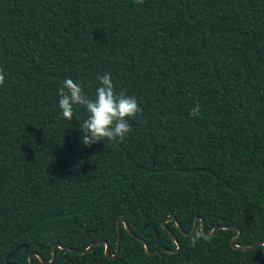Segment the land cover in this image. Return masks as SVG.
I'll return each mask as SVG.
<instances>
[{
    "label": "trees",
    "instance_id": "obj_1",
    "mask_svg": "<svg viewBox=\"0 0 264 264\" xmlns=\"http://www.w3.org/2000/svg\"><path fill=\"white\" fill-rule=\"evenodd\" d=\"M0 264H264V0H0ZM142 112L122 142H81L66 78L99 75ZM200 105V115H190ZM199 232L195 246L191 241ZM247 257L245 258V256ZM253 259V260H252ZM31 264H43L32 256Z\"/></svg>",
    "mask_w": 264,
    "mask_h": 264
},
{
    "label": "clouds",
    "instance_id": "obj_2",
    "mask_svg": "<svg viewBox=\"0 0 264 264\" xmlns=\"http://www.w3.org/2000/svg\"><path fill=\"white\" fill-rule=\"evenodd\" d=\"M135 3L142 5L144 0H135ZM97 78L100 86L96 88L95 98L86 95L82 85L71 78H66L58 89V107L65 121L73 117L79 121L77 108H83L87 113L83 123L79 124L81 142L86 146L104 140L122 142L132 131L129 119L142 112L135 96H128L123 90L116 91L111 73L106 72ZM4 85L5 75L3 69H0V87ZM190 115H200L199 104L191 109ZM200 238L201 234L197 232L192 238V245L195 246Z\"/></svg>",
    "mask_w": 264,
    "mask_h": 264
},
{
    "label": "water",
    "instance_id": "obj_3",
    "mask_svg": "<svg viewBox=\"0 0 264 264\" xmlns=\"http://www.w3.org/2000/svg\"><path fill=\"white\" fill-rule=\"evenodd\" d=\"M168 220H174L175 226L177 227V229L183 235H190V234L193 233V231H194V229L196 227V221L197 220H200V223H199V231L203 235H206V236L211 235L216 229H219V228H233V229L236 230L237 233H236L235 236L231 237L230 240H229V243H230V245H231L232 248H236V249H239V250H246V249L252 248L255 244H261L262 247H263V253H264V241H260L259 240V241H256V242L250 244V245H242V246L235 244V240L237 239V237L239 235V230L236 227H234V226L218 225V226L213 227L210 231L205 232L204 231V228H203L202 220L199 217L195 216L194 219H193V222H192V226H191L190 231L184 232L180 228L179 223L175 220V217L172 216V215L171 216H167L164 220L161 221V227L164 230H166L172 236L173 242L175 244V248L174 249L160 248V249L150 250L148 248L147 244L145 243V241L142 238L134 235L136 239H138L140 242H142L144 251L146 253L153 254V253H157V252H161V251H163V252H174V251L178 250V248H179V242H178V240L172 235V232L165 225V222L168 221ZM120 222L123 224L125 230L128 233L132 234L131 231L129 230V227L125 223V221L122 218L117 219L116 220V223H115V226H116V244H115V250H114V252L112 254H108V249H109L108 248V244H107V242L105 240H102V239H98L95 242L89 244L84 249H80V250H75V249H73L71 247L64 246V245H62L60 243H53L52 246H51V256H50V258L48 260H43L42 257H41V255L39 253H37V252H29L28 255H27V264H31L32 256H35L43 264H50L52 262V260L54 259V249H55V247L67 249V250H70V251H73V252H76V253H84V252L88 251L92 245H95V244H103V253H104V255L107 256V257L113 258L116 255L117 250H118V245H117L118 244V241H119V229H118L119 226L118 225H119ZM246 257H247V255L245 256V258Z\"/></svg>",
    "mask_w": 264,
    "mask_h": 264
}]
</instances>
